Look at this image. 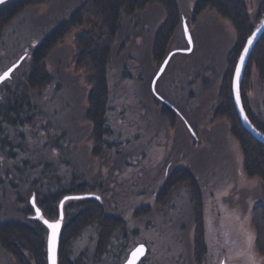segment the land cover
Instances as JSON below:
<instances>
[{
  "label": "rangeland",
  "instance_id": "374dc122",
  "mask_svg": "<svg viewBox=\"0 0 264 264\" xmlns=\"http://www.w3.org/2000/svg\"><path fill=\"white\" fill-rule=\"evenodd\" d=\"M175 1L181 24L168 46L173 54L154 88L152 80L161 62L151 57L152 39L165 14L159 5H150L121 16L107 68V121L112 135L98 156L92 154V127L85 118L89 86L84 69L75 68L73 62L74 37L83 27L74 28L47 58L50 83L38 90L26 87L31 49L83 0H50L28 7L3 30L0 73L24 57L1 83L0 104L20 94L25 117L14 124L1 116L0 223H31L32 189L42 191L46 178L55 187L66 188L77 176L107 213L124 220L102 253L96 251L95 225L72 240L71 257L83 264H121L139 243L146 246V253L137 264L222 260L264 264V254L254 249L251 224V210L264 207V185L240 173V151L227 120L212 118L226 55L235 45L234 28L212 10L188 23L196 0ZM245 1L253 18L258 0ZM183 20L190 32V49ZM251 84L249 109L264 123V82L254 68ZM156 99L177 109L174 126L160 115ZM177 168L194 174L202 196L206 253L200 263L193 252L194 220L187 188L177 185L165 203L155 199ZM145 206L148 210L141 212ZM0 264H15L1 247Z\"/></svg>",
  "mask_w": 264,
  "mask_h": 264
},
{
  "label": "trees",
  "instance_id": "16d2710c",
  "mask_svg": "<svg viewBox=\"0 0 264 264\" xmlns=\"http://www.w3.org/2000/svg\"><path fill=\"white\" fill-rule=\"evenodd\" d=\"M50 0H8L0 4V36L3 30L26 8L37 6ZM150 5H159L165 21L156 30L152 39L151 57L154 62H162L168 53L169 43L181 24V14L175 0H83L80 6L63 22L56 25L31 49L30 70L26 75V87L38 90L50 83L46 61L57 44L74 28L83 27L74 37V67L84 69L85 82L89 86L85 118L91 124V139L94 143L92 154L101 155L108 145L112 129L107 121L108 83L107 68L111 52L120 28L122 14L132 16ZM206 10L215 11L226 18L235 31V45L226 55V70L222 76L213 119L224 118L229 125L231 136L236 141L241 157L240 173L246 178H256L264 185V144L254 138L241 124L234 107L231 94V80L240 51L253 27L264 15V0L257 1L255 16L251 18L245 0H196L191 9L188 23L194 24ZM23 60V59H22ZM21 63V62H20ZM260 81L264 82V32L252 48L240 85L242 101L253 125L264 133V123L249 109L247 95L252 89V69ZM14 93L0 104V122L3 120L18 124L25 117L23 98ZM22 96V94H21ZM160 115L174 126L177 109L162 99H156ZM57 179V178H56ZM43 190L32 189L35 202L45 217L56 219L60 200L68 195H81L90 190L84 181L72 176L66 188L55 187V182L46 178ZM56 181V180H55ZM37 184V183H34ZM177 185H184L190 195L194 220L193 252L195 261L200 263L206 253L204 209L201 192L194 174L187 168L175 169L167 177L156 195V201L165 203ZM36 187V186H35ZM148 206L142 207L146 212ZM64 222L57 249V264H83L71 257V242L87 226L97 228L96 251L102 253L111 236L123 228L120 216L106 212L100 199L82 197L68 199L63 205ZM251 224L254 230V249L264 254V207L256 205L251 210ZM0 247L8 253L15 264H47L46 228L32 218L31 223L6 221L0 223Z\"/></svg>",
  "mask_w": 264,
  "mask_h": 264
},
{
  "label": "water",
  "instance_id": "95a60500",
  "mask_svg": "<svg viewBox=\"0 0 264 264\" xmlns=\"http://www.w3.org/2000/svg\"><path fill=\"white\" fill-rule=\"evenodd\" d=\"M8 0H3V2H0V4L6 2ZM183 24V28H184V33H185V36L189 42V40H191V37H190V32H189V29H188V26L187 24L185 23V21L183 20L182 22ZM264 32V15L263 17L260 19V21L253 27L250 35L246 38V41L240 51V54L237 58V61H236V64L234 66V69H233V73H232V80H231V94H232V98H233V103H234V107H235V110L237 112V115L239 117V120L242 124V126L254 137L256 138L259 142L263 143L264 144V133L261 132L260 130H258L254 125L253 123L251 122V120L249 119L248 115H247V112L245 110V107H244V104H243V101H242V96H241V91H240V85H241V81H242V78H243V73L245 71V67L247 65V61H248V58H249V55H250V52L252 50V48L254 47L255 43L257 42V40L261 37V35L263 34ZM253 33H255V35L253 36ZM249 38H252V43L249 45L248 44V40ZM191 48V42H189V49ZM247 48L248 51L247 53H245L244 49ZM188 49V50H189ZM172 55V52H169L165 58L163 59V61L161 62L160 66L158 67L154 77H153V80H152V88H154L155 86V82L157 80V78L161 75V73L163 72L166 64L168 63L170 57ZM241 56L244 57V60H243V63H241ZM24 56H22L21 58H19L16 62H14L13 64H11L9 67H7L3 72L0 73V76H3V74L5 72H9V69H11V72H9V75L7 78L10 77L12 71L20 64V62L22 61ZM237 66L240 67V74H239V79L237 80V75H236V69H237ZM6 78V79H7ZM6 79L4 80H0V84L5 81ZM237 88H238V91H239V103H237V100H236V96H237ZM241 109L243 111H241ZM245 117H247V119H245ZM65 197H71V198H82V197H94V198H97L98 196L95 195V194H91V193H85V194H81V195H71V194H68L66 196H64L60 202H59V205H58V208H59V213H58V217L56 219H49L47 217H45L42 213V210H41V215L43 216V220L40 219L39 217H37L36 215V211L35 209L39 206L36 204L35 202V205L33 204V201H35V197L34 195H32L30 198H29V202H30V205L33 209V214H32V217L38 221H40L46 228V256H47V264H51V260H50V252H49V244H48V238H49V235L51 234V229L48 228V226L44 223V220H47L49 221V223H55L57 220H60L61 223H60V228H59V231H58V234H57V242H56V251H55V259H56V264H57V249H58V245H59V240H60V235H61V229H62V225H63V220H64V213H63V205L65 203ZM63 201V205H61V202ZM61 214L63 216L62 220H61ZM143 247L144 251H143V254L142 255H139L138 254V259L133 257V253L139 249ZM146 253V246L142 243H139L137 244L136 246H134L127 254V257L124 259V261L121 263V264H137L138 261L145 255ZM222 264H225V263H222Z\"/></svg>",
  "mask_w": 264,
  "mask_h": 264
},
{
  "label": "snow or ice",
  "instance_id": "6c2138e0",
  "mask_svg": "<svg viewBox=\"0 0 264 264\" xmlns=\"http://www.w3.org/2000/svg\"><path fill=\"white\" fill-rule=\"evenodd\" d=\"M0 2H3V0H0ZM255 35V33H253V36ZM189 42H191V40H189ZM252 43V38H249L248 40V44L250 45ZM245 53H247L248 49L245 48L244 49ZM243 60H244V57L241 56V63H243ZM9 72H11V69H9ZM9 72H5L3 74V76H0V80H4L8 77L9 75ZM239 74H240V67L237 66V69H236V75H237V80L239 79ZM236 100H237V103H239V91H238V88H237V96H236ZM241 111H243L241 109ZM245 119H247V117H245ZM67 199H72L71 197H65V200ZM78 199V197H77ZM97 199H99V197H97ZM33 204L35 205V201H33ZM61 205H63V201L61 202ZM36 211V215L37 217H39L40 219L43 220V216L41 215V210L40 208H36L35 209ZM63 216L61 214V220H62ZM44 223L48 226L49 229H51V234L49 235V238H48V244H49V252H50V260H51V264H56V259H55V251H56V242H57V234H58V231H59V228H60V223L61 221L60 220H57L55 223H49V221L47 220H44ZM143 247L137 249L132 255L133 257L137 258L138 259V254L139 255H142L143 254Z\"/></svg>",
  "mask_w": 264,
  "mask_h": 264
},
{
  "label": "flooded vegetation",
  "instance_id": "af4514ba",
  "mask_svg": "<svg viewBox=\"0 0 264 264\" xmlns=\"http://www.w3.org/2000/svg\"><path fill=\"white\" fill-rule=\"evenodd\" d=\"M223 263V260L221 261V263L220 264H222Z\"/></svg>",
  "mask_w": 264,
  "mask_h": 264
},
{
  "label": "crops",
  "instance_id": "0c3cea01",
  "mask_svg": "<svg viewBox=\"0 0 264 264\" xmlns=\"http://www.w3.org/2000/svg\"><path fill=\"white\" fill-rule=\"evenodd\" d=\"M254 114V113H253Z\"/></svg>",
  "mask_w": 264,
  "mask_h": 264
}]
</instances>
